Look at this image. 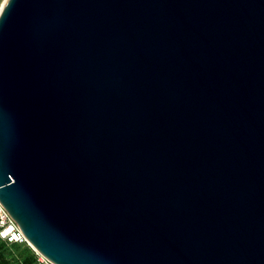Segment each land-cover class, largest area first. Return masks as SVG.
I'll return each mask as SVG.
<instances>
[{
  "label": "water",
  "instance_id": "obj_1",
  "mask_svg": "<svg viewBox=\"0 0 264 264\" xmlns=\"http://www.w3.org/2000/svg\"><path fill=\"white\" fill-rule=\"evenodd\" d=\"M0 202L55 264H264V0H9Z\"/></svg>",
  "mask_w": 264,
  "mask_h": 264
},
{
  "label": "built area",
  "instance_id": "obj_2",
  "mask_svg": "<svg viewBox=\"0 0 264 264\" xmlns=\"http://www.w3.org/2000/svg\"><path fill=\"white\" fill-rule=\"evenodd\" d=\"M0 242L8 246L22 245L32 248L30 242L22 232L18 224L13 220L0 202ZM34 255L31 264H55L47 257L32 248Z\"/></svg>",
  "mask_w": 264,
  "mask_h": 264
},
{
  "label": "rangeland",
  "instance_id": "obj_3",
  "mask_svg": "<svg viewBox=\"0 0 264 264\" xmlns=\"http://www.w3.org/2000/svg\"><path fill=\"white\" fill-rule=\"evenodd\" d=\"M3 0H0L2 3ZM34 252L32 248L22 245H6L0 242V260L2 264H31Z\"/></svg>",
  "mask_w": 264,
  "mask_h": 264
},
{
  "label": "snow or ice",
  "instance_id": "obj_4",
  "mask_svg": "<svg viewBox=\"0 0 264 264\" xmlns=\"http://www.w3.org/2000/svg\"><path fill=\"white\" fill-rule=\"evenodd\" d=\"M9 3V0H3L2 3H0V11H3L5 9V5Z\"/></svg>",
  "mask_w": 264,
  "mask_h": 264
},
{
  "label": "bare ground",
  "instance_id": "obj_5",
  "mask_svg": "<svg viewBox=\"0 0 264 264\" xmlns=\"http://www.w3.org/2000/svg\"><path fill=\"white\" fill-rule=\"evenodd\" d=\"M1 12V11H0ZM30 245L32 246V248H34L35 249V247L30 243Z\"/></svg>",
  "mask_w": 264,
  "mask_h": 264
},
{
  "label": "trees",
  "instance_id": "obj_6",
  "mask_svg": "<svg viewBox=\"0 0 264 264\" xmlns=\"http://www.w3.org/2000/svg\"><path fill=\"white\" fill-rule=\"evenodd\" d=\"M32 261V260H31ZM0 264H2V261L0 260Z\"/></svg>",
  "mask_w": 264,
  "mask_h": 264
}]
</instances>
